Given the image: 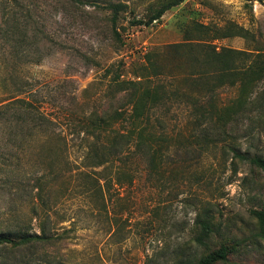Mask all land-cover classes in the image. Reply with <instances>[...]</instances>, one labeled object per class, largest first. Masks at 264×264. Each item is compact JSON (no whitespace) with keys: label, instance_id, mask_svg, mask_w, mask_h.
<instances>
[{"label":"rangeland","instance_id":"rangeland-1","mask_svg":"<svg viewBox=\"0 0 264 264\" xmlns=\"http://www.w3.org/2000/svg\"><path fill=\"white\" fill-rule=\"evenodd\" d=\"M171 1L0 0V108L31 105L0 120V264H171L221 245L233 251L219 264H264L253 214L264 212V173L236 157L264 158V75L239 74L264 53V0H183L133 25ZM212 49L221 56L204 62ZM142 65L140 90L170 95L147 108L160 157L148 173L145 155L125 150L131 178L115 184L117 161L106 188L87 190L78 120L129 112L128 93L108 84ZM203 214L213 224L204 250L192 245Z\"/></svg>","mask_w":264,"mask_h":264},{"label":"trees","instance_id":"trees-1","mask_svg":"<svg viewBox=\"0 0 264 264\" xmlns=\"http://www.w3.org/2000/svg\"><path fill=\"white\" fill-rule=\"evenodd\" d=\"M183 0H173L168 4L161 6L157 12H155L152 16H150L146 21H134L133 25H143L148 26L153 21L158 20L164 12L172 6H175L182 2ZM125 4H110L108 6V10L111 13V23L115 24L117 19V15L121 12L122 8H125ZM199 29H204L202 25H198L196 27ZM113 34L116 39H119V36L115 29H113ZM184 46V44H174L172 48L177 50L178 48ZM170 47V46H169ZM192 47V45L190 46ZM189 47V48H190ZM201 48L199 46V50L193 58L197 60L198 55L202 53ZM226 54L234 55L237 58L248 57L249 55L244 52H232L226 51ZM219 53H216L213 49L208 51L202 59L204 62H211L216 58L220 57ZM148 62L147 56H144ZM145 61V60H144ZM150 62V59H149ZM152 62V60H151ZM110 69V68H109ZM109 69L106 71L108 72ZM138 72L134 80H120L121 73H115L110 83L108 84L110 87H114L116 91L127 92L128 93V105L129 112H100L95 113L92 112L88 115H82V118L78 120L81 124V130L79 133L83 135V142L86 148L85 152V161L88 164V167H91L94 177L88 176L87 183L84 184V188L90 190L92 192H96L97 189L101 190L106 188L108 184V180L103 177V172H106L115 162H119V165L115 171V184L121 185V178L130 177L128 172V160L127 154H124L125 150H130L132 148V152H142L146 157V167L149 173L150 164L159 156V150H151L150 145L151 139L153 136L149 135V112L147 108L153 105H157L163 100L168 99L170 95H166V98L162 97L158 94L156 89L150 90L147 88L141 89V83L136 81L135 79H144L145 78V65L139 66ZM227 69H231V66H228ZM247 74L248 78L254 80L259 79L264 75V53L263 54H255L252 56L248 66L246 69L241 71V74ZM239 75V76H240ZM172 95V94H171ZM181 96V95H180ZM186 98V97H185ZM186 99H193L192 97ZM12 105H17L20 109H24L25 111H29L28 108L31 107L30 102L24 99H15L7 104H4L0 108V120L5 109L9 108ZM224 108V107H223ZM222 109V108H221ZM225 111L219 110V112H223V114H230L228 109H222ZM121 121H127L128 128L126 132L121 133L116 130V125ZM242 161H246L249 164L257 167L264 173V158L260 156H248V155H239L236 154ZM102 168L101 170H94L97 168ZM89 177V178H88ZM131 178V177H130ZM100 181H103L100 184ZM254 216L258 219L261 228H264V212H253ZM197 225V233L192 239L193 247L197 249H207V242L210 240L213 234V224L210 219L207 218L205 214L201 218L196 221ZM35 239H39L38 236L34 237ZM22 243L30 241V240H21ZM9 242L8 239L1 238L0 244H4ZM233 251L231 248H228L224 245H221L218 249L212 250L206 254H192L185 258H179L171 264H219L223 263L227 260L228 255Z\"/></svg>","mask_w":264,"mask_h":264}]
</instances>
